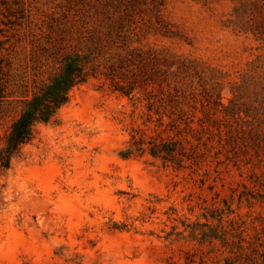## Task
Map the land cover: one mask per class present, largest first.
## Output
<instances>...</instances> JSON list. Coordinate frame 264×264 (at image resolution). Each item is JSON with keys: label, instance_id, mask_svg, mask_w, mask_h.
Returning <instances> with one entry per match:
<instances>
[{"label": "rangeland", "instance_id": "374dc122", "mask_svg": "<svg viewBox=\"0 0 264 264\" xmlns=\"http://www.w3.org/2000/svg\"><path fill=\"white\" fill-rule=\"evenodd\" d=\"M94 12L135 13L147 89L183 91L192 121L103 76L74 87L0 169V264H264V0H0V143ZM136 132L196 159L124 157Z\"/></svg>", "mask_w": 264, "mask_h": 264}, {"label": "trees", "instance_id": "16d2710c", "mask_svg": "<svg viewBox=\"0 0 264 264\" xmlns=\"http://www.w3.org/2000/svg\"><path fill=\"white\" fill-rule=\"evenodd\" d=\"M158 13L153 12L157 18L155 23L166 29L167 24L159 19ZM134 14H82L76 18L80 24H76V28L73 26L66 36L61 35L54 49L58 68L47 83L24 101L22 109L4 134L0 143V169L9 168L12 159L33 139L36 126L54 119L59 109L68 102L70 91L89 77L103 76L109 80L112 90L127 96L140 88L149 101L148 109L159 103L164 110L168 107L171 113L177 110L186 125L191 123V115L178 100L183 97V91L173 86L174 93L167 90L164 96L156 97L152 90L147 89L150 83L161 86L160 81L152 78L148 71L156 54L152 49L144 50L132 45L145 31ZM144 146L151 156L163 162H174L177 166L182 165L183 158L196 159L194 149L186 151L179 141L160 137L145 140L138 132L132 135L124 157L134 152H143Z\"/></svg>", "mask_w": 264, "mask_h": 264}]
</instances>
